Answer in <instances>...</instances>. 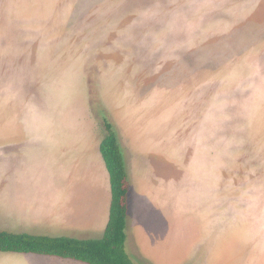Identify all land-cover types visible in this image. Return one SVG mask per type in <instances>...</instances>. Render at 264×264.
<instances>
[{"label": "rangeland", "instance_id": "1", "mask_svg": "<svg viewBox=\"0 0 264 264\" xmlns=\"http://www.w3.org/2000/svg\"><path fill=\"white\" fill-rule=\"evenodd\" d=\"M105 119L136 264H264V0H0V188Z\"/></svg>", "mask_w": 264, "mask_h": 264}, {"label": "crops", "instance_id": "2", "mask_svg": "<svg viewBox=\"0 0 264 264\" xmlns=\"http://www.w3.org/2000/svg\"><path fill=\"white\" fill-rule=\"evenodd\" d=\"M101 141L87 138L79 145L80 143L73 139L56 140L57 143L50 148L49 180L45 181L34 180L33 173L24 177L19 168L14 167L15 164H5L4 158L2 171L6 176L0 188V230L77 239L102 238L110 218L112 185L110 173L101 153ZM55 146H60L59 151L62 154L60 158L52 151V147ZM23 153L26 154L21 151V154ZM68 158L71 160L64 164L63 159ZM125 162L131 195L133 188L130 182V169L128 162ZM141 186L144 189V185ZM140 190L142 192V188ZM127 247L126 250L132 258L133 255L129 253ZM16 253L17 256L26 258L29 264L31 260L43 257L58 258L59 262L67 264L80 261L54 255Z\"/></svg>", "mask_w": 264, "mask_h": 264}, {"label": "trees", "instance_id": "3", "mask_svg": "<svg viewBox=\"0 0 264 264\" xmlns=\"http://www.w3.org/2000/svg\"><path fill=\"white\" fill-rule=\"evenodd\" d=\"M105 128L106 135L100 149L110 173L112 204L103 237L77 239L0 230V251L54 255L88 264H136L126 250L129 176L124 154L118 136L107 119Z\"/></svg>", "mask_w": 264, "mask_h": 264}]
</instances>
